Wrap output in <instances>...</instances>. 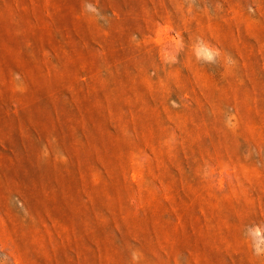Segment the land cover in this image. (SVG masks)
<instances>
[{"label": "rangeland", "instance_id": "1", "mask_svg": "<svg viewBox=\"0 0 264 264\" xmlns=\"http://www.w3.org/2000/svg\"><path fill=\"white\" fill-rule=\"evenodd\" d=\"M0 264H264V0H0Z\"/></svg>", "mask_w": 264, "mask_h": 264}, {"label": "clouds", "instance_id": "2", "mask_svg": "<svg viewBox=\"0 0 264 264\" xmlns=\"http://www.w3.org/2000/svg\"><path fill=\"white\" fill-rule=\"evenodd\" d=\"M194 51L197 59H202L209 63L214 62V60L218 55V53L215 50L210 49L203 43H198Z\"/></svg>", "mask_w": 264, "mask_h": 264}]
</instances>
